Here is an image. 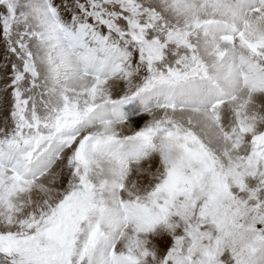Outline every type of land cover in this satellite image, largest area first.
Returning <instances> with one entry per match:
<instances>
[{"label":"snow or ice","instance_id":"1","mask_svg":"<svg viewBox=\"0 0 264 264\" xmlns=\"http://www.w3.org/2000/svg\"><path fill=\"white\" fill-rule=\"evenodd\" d=\"M0 264H264V0H0Z\"/></svg>","mask_w":264,"mask_h":264}]
</instances>
